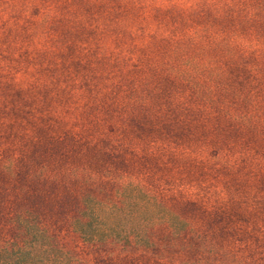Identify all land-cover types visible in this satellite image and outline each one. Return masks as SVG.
Masks as SVG:
<instances>
[{
	"label": "rangeland",
	"instance_id": "1",
	"mask_svg": "<svg viewBox=\"0 0 264 264\" xmlns=\"http://www.w3.org/2000/svg\"><path fill=\"white\" fill-rule=\"evenodd\" d=\"M81 193H149L164 217L145 241L85 239ZM0 247L264 264V0H0Z\"/></svg>",
	"mask_w": 264,
	"mask_h": 264
},
{
	"label": "trees",
	"instance_id": "2",
	"mask_svg": "<svg viewBox=\"0 0 264 264\" xmlns=\"http://www.w3.org/2000/svg\"><path fill=\"white\" fill-rule=\"evenodd\" d=\"M112 203L100 201L94 196L81 193L71 226L82 237L90 240L117 239L120 241H145L149 224L163 219V205L149 193H117ZM130 221L129 225H125ZM44 231L43 228H41ZM22 247L16 246L20 254ZM8 249L0 247V264H8Z\"/></svg>",
	"mask_w": 264,
	"mask_h": 264
}]
</instances>
